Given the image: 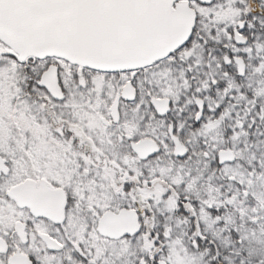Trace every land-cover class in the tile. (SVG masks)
Listing matches in <instances>:
<instances>
[{
    "label": "snow or ice",
    "instance_id": "obj_1",
    "mask_svg": "<svg viewBox=\"0 0 264 264\" xmlns=\"http://www.w3.org/2000/svg\"><path fill=\"white\" fill-rule=\"evenodd\" d=\"M0 264H264V0H0Z\"/></svg>",
    "mask_w": 264,
    "mask_h": 264
}]
</instances>
